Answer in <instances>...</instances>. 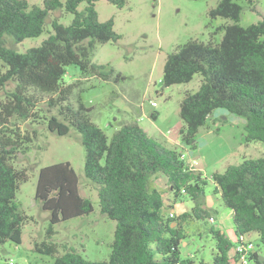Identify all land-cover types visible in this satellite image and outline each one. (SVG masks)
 Returning <instances> with one entry per match:
<instances>
[{"label": "trees", "instance_id": "obj_1", "mask_svg": "<svg viewBox=\"0 0 264 264\" xmlns=\"http://www.w3.org/2000/svg\"><path fill=\"white\" fill-rule=\"evenodd\" d=\"M96 1L43 0L40 5L0 0V59L7 66L0 73V91L15 84L0 100V245L20 244L27 220L17 191L29 176L25 168L16 167L14 159L27 151L35 131H22L18 123L43 120L59 135L68 134L71 126L80 132L86 150L85 175L98 185L102 214L117 221L108 259L91 260L72 248L56 256L53 264H191L190 258L181 256L186 224L211 217L204 202L208 180L203 172L178 150L150 137L136 121L123 122L109 137L93 119L95 107L84 102L83 81L67 84L64 80L69 65H78L86 78L116 82L125 78L108 64L93 61L98 44L121 38L114 18H99ZM108 1L123 7L126 0ZM82 2L87 4L79 11ZM59 8L74 14L71 23L53 19L48 38L24 52L9 46V39L22 42L40 36L49 13ZM209 14L234 21L223 25L222 39L189 40L169 54L164 65L165 86L190 82L198 73L203 77L198 90L187 91L181 101V140L195 147L200 128L216 109L224 108L245 119L246 142H264V21L238 23L242 6L235 0H218ZM160 173L167 177L166 189L155 185ZM211 181L215 193L232 210L238 241L256 232L264 244V156L229 164L224 171L214 172ZM167 191L174 203L186 194L196 204L190 211L169 216L164 212ZM35 198L50 212L49 233L56 223L94 210L92 200L80 194L70 162L40 169ZM208 230L216 250L211 262L201 264H237L234 241L220 226L211 225ZM36 249L50 255L58 252L56 244L47 241ZM249 258L264 264L257 250Z\"/></svg>", "mask_w": 264, "mask_h": 264}, {"label": "rangeland", "instance_id": "obj_2", "mask_svg": "<svg viewBox=\"0 0 264 264\" xmlns=\"http://www.w3.org/2000/svg\"><path fill=\"white\" fill-rule=\"evenodd\" d=\"M29 1L31 4L43 3V0ZM235 1L242 6L238 23L247 26L264 21V0H256L253 4L249 0ZM217 2L126 0L123 7H118L108 0H98L95 4L99 18H114L115 29L121 38L116 42L98 44L93 61L108 64L125 78L118 82L93 76L86 78L78 65H69L64 76L67 84L79 79L83 81L84 102L95 107L93 119L109 137L123 122L136 121L150 137L178 150L186 160L191 159L189 164L203 172L208 180L204 202L215 222L210 223L207 218L186 224L187 238L181 245V256L190 258L193 261L191 264H201L202 260L212 261L216 248L215 239L208 230L211 225L222 227L235 245L239 243L232 210L214 191L215 185L211 181L213 173L222 172L229 164H238L245 157L264 156V142L245 141V119L224 108L216 109L207 124L200 128L195 147L185 145L180 137V129L184 125L180 104L187 91L198 90L203 77L198 73L190 82L169 86L162 82L169 54L192 39L219 42L224 34L223 25L234 22L224 17L210 16L209 11ZM86 4L82 2L78 10H84ZM56 18L69 24L74 14L64 8L51 11L46 19L45 31L40 36L26 38L22 42L9 39V46L24 52L41 45L53 32L52 21ZM6 69L7 66L0 59V73ZM14 87L15 84L10 83L6 89ZM6 89L0 91V100L5 98ZM153 101L156 105H153ZM18 126L22 131H35L32 141L28 142L27 151L14 159L16 167L25 168L29 176L17 191V202L20 210L27 215V220L22 228L20 244L6 241L0 245V264H53L56 256L72 248L91 260L108 259L117 221L102 214L98 185L85 175L86 150L80 132L71 126L68 134L59 135L50 131L43 120L34 123L30 120L20 121ZM60 162L71 163L79 179V192L92 200L94 210L56 223L52 233H49L50 212L44 210L36 200V186L40 169ZM160 176L166 178L160 173L158 180ZM165 202L164 212L169 216L171 211L175 215L190 211L196 204L186 194L174 203L169 191L165 194ZM246 239L253 241L255 250L259 251L260 257H264V244L258 234L253 232ZM44 241L55 243L58 252L55 255L39 252L36 246ZM249 264L256 262L250 260Z\"/></svg>", "mask_w": 264, "mask_h": 264}, {"label": "built area", "instance_id": "obj_3", "mask_svg": "<svg viewBox=\"0 0 264 264\" xmlns=\"http://www.w3.org/2000/svg\"><path fill=\"white\" fill-rule=\"evenodd\" d=\"M153 105H156V102L153 101ZM184 157V156H183ZM191 166H194L193 164H190ZM171 216H174L175 213L171 211ZM210 222L214 223L215 218L211 216L209 218ZM255 243L251 240H247L244 236L240 237V241L236 246V254H237V260L235 263L237 264H249L250 258L249 255L251 252L255 251Z\"/></svg>", "mask_w": 264, "mask_h": 264}, {"label": "crops", "instance_id": "obj_4", "mask_svg": "<svg viewBox=\"0 0 264 264\" xmlns=\"http://www.w3.org/2000/svg\"><path fill=\"white\" fill-rule=\"evenodd\" d=\"M167 142V141H166ZM188 163L191 162V159L189 160H186ZM159 175V174H158ZM167 178V177H166ZM163 176H160L158 180V176L156 177V180H155V185L157 188L159 189H165V187H167L168 185V182H167V179ZM161 181V182H160ZM165 186V187H164ZM231 215H232V212H231ZM223 229V228H222Z\"/></svg>", "mask_w": 264, "mask_h": 264}, {"label": "water", "instance_id": "obj_5", "mask_svg": "<svg viewBox=\"0 0 264 264\" xmlns=\"http://www.w3.org/2000/svg\"><path fill=\"white\" fill-rule=\"evenodd\" d=\"M222 228V227H221ZM262 259H264V257H261Z\"/></svg>", "mask_w": 264, "mask_h": 264}]
</instances>
